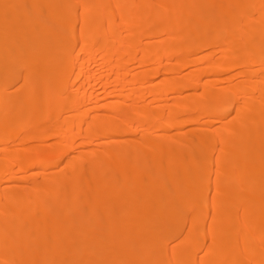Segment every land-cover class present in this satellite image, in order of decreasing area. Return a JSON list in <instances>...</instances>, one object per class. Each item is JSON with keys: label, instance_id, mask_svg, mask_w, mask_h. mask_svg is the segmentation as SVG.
I'll list each match as a JSON object with an SVG mask.
<instances>
[{"label": "bare ground", "instance_id": "6f19581e", "mask_svg": "<svg viewBox=\"0 0 264 264\" xmlns=\"http://www.w3.org/2000/svg\"><path fill=\"white\" fill-rule=\"evenodd\" d=\"M0 264H264V0H0Z\"/></svg>", "mask_w": 264, "mask_h": 264}]
</instances>
